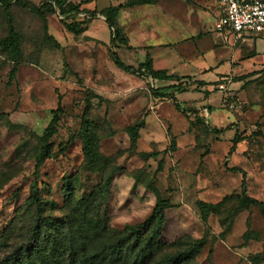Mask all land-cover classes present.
<instances>
[{
  "label": "rangeland",
  "instance_id": "374dc122",
  "mask_svg": "<svg viewBox=\"0 0 264 264\" xmlns=\"http://www.w3.org/2000/svg\"><path fill=\"white\" fill-rule=\"evenodd\" d=\"M124 1L86 0L81 5L97 10ZM125 7L118 8L115 23ZM8 18L19 34L20 56L9 60L0 48V262L33 243L37 212L64 219L74 201L85 198L88 217H104L108 226L121 228L140 224L160 197L167 201L164 221L146 264H161L163 254L196 238L204 244L181 264H264L250 260L253 254L264 256V218L256 206L239 203L242 178L246 193L264 201V64L242 78L248 72L198 85L220 94L213 111L207 102L196 101H178L177 109L171 99L150 95V86L164 82L125 71L111 58L115 51L135 66L147 47L155 56L157 45H128L117 23L124 40H110L98 12L74 34L48 6L38 14L19 4L0 5V38ZM263 44L264 37L255 38L257 48ZM181 81L186 90H195L194 80ZM57 104L49 154L36 163L40 136ZM85 105L101 155L94 169L81 152ZM137 120L142 124L131 144L125 128ZM233 135L238 140L227 152ZM67 180L72 186L68 196ZM33 191L40 200L38 210L29 201ZM197 199L216 203L204 219Z\"/></svg>",
  "mask_w": 264,
  "mask_h": 264
},
{
  "label": "trees",
  "instance_id": "16d2710c",
  "mask_svg": "<svg viewBox=\"0 0 264 264\" xmlns=\"http://www.w3.org/2000/svg\"><path fill=\"white\" fill-rule=\"evenodd\" d=\"M86 0H43L38 4H34L28 0H0V5L8 6L10 4H19L32 12L41 14L42 6H48L52 11L56 10L60 15L62 25L68 31L77 34L86 28L88 18L94 16L96 12L103 15L108 26L110 40L114 37L124 40L119 35L118 28L115 23L117 10L121 6H130L139 3H151L154 0H126L122 3L108 4L99 9L87 8L81 3ZM81 14V21H74V17ZM83 21V24H81ZM0 48L5 53L7 59L16 61L20 56L19 34L13 27L10 18L7 19V31L0 38ZM113 63L129 72L136 73L141 76H148L152 80L164 82L163 84L149 87L152 98H168L173 101L175 108L179 109L178 100L175 97L176 92L186 90V83L181 81L182 78H190L195 81L193 88L199 90L206 96L211 90L201 88L198 85L210 84L201 79H193L190 75H177L167 73L164 68H155L152 66L151 58L148 54L139 61L135 66L124 63L115 51H111ZM13 73V69L10 71ZM256 72L249 71L242 78ZM173 80L172 82H169ZM177 84V86H174ZM172 91L169 90L173 87ZM208 105L207 109L209 110ZM60 106L57 104L52 111V115L46 124L40 138L41 144L36 156V163L48 156L50 146L48 138L55 132L56 123L59 119L58 111ZM86 105L82 112L80 120L81 131V152L85 163L90 168H97L101 163V155L96 148V141L92 136V123L85 117ZM142 120H137L128 124L125 128L129 141L134 144L137 137V130L141 126ZM213 130L216 129L215 127ZM238 140L237 135H233L229 152L232 150L235 142ZM230 170H239L237 166H230ZM110 175L106 177V184L109 183ZM71 183L67 180L64 184L65 193L71 192ZM239 203L242 207L250 205L256 206L260 215L264 218V201L255 198L246 193L244 179L240 182ZM29 201L34 204L36 210L40 206V200L36 195V191L31 192ZM216 203L207 202L201 199L196 200L201 218L204 219L210 208ZM85 198H79L74 201L70 213L65 215L64 219L58 220L56 217H41L37 212L34 221L33 243L30 247H20L19 253L14 257L8 258L0 264H146L152 258L158 237L161 234V228L164 221V209L167 201L164 198L157 197L153 203L148 215L138 225L124 224L121 228L110 227L106 224L104 217L92 218L85 213ZM80 214V216H79ZM77 216H79L77 218ZM59 221V222H58ZM204 244L203 238L192 240L187 246L177 251L163 254L161 264H181L193 256ZM253 263L264 261V256L258 254L250 256Z\"/></svg>",
  "mask_w": 264,
  "mask_h": 264
},
{
  "label": "crops",
  "instance_id": "0c3cea01",
  "mask_svg": "<svg viewBox=\"0 0 264 264\" xmlns=\"http://www.w3.org/2000/svg\"><path fill=\"white\" fill-rule=\"evenodd\" d=\"M219 10L217 0H155L125 7L119 11L123 16L116 23L122 27L128 45H157L155 56L149 47L144 56L148 54L152 66L164 68L167 73L209 82L262 66L264 44L257 48L255 38L264 37V32L235 38L229 32H218L213 23ZM148 26L150 29H146ZM175 97L178 101L207 102L210 111L220 103V94L212 91L204 96L196 89L183 90Z\"/></svg>",
  "mask_w": 264,
  "mask_h": 264
},
{
  "label": "built area",
  "instance_id": "2783aa9c",
  "mask_svg": "<svg viewBox=\"0 0 264 264\" xmlns=\"http://www.w3.org/2000/svg\"><path fill=\"white\" fill-rule=\"evenodd\" d=\"M217 3L220 10L213 23L216 31L229 32L234 38L264 32V0H217ZM218 86L223 88L222 84Z\"/></svg>",
  "mask_w": 264,
  "mask_h": 264
}]
</instances>
